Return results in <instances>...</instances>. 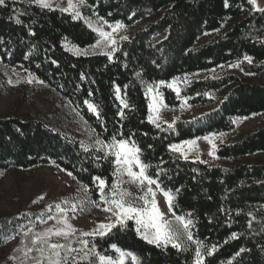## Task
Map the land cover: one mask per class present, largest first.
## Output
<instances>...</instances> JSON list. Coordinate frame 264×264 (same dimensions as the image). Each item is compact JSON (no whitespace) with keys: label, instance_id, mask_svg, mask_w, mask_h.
Segmentation results:
<instances>
[{"label":"trees","instance_id":"1","mask_svg":"<svg viewBox=\"0 0 264 264\" xmlns=\"http://www.w3.org/2000/svg\"><path fill=\"white\" fill-rule=\"evenodd\" d=\"M84 4L107 24H144L118 41L111 59L106 53L75 54L71 48H85L98 39L81 19L34 2L5 0L0 5V64L20 67L65 99L103 143H111L113 136L134 141L142 162L150 165L147 174L158 179L161 193L173 195L172 213L192 220L194 239L208 248L216 246L205 264H264V164L208 165L185 159L169 147L230 132L235 119L264 112V81L253 83L230 72L260 75L264 71V11L254 10L249 0H227V7L225 0H84ZM223 26L224 31L196 44L203 34ZM195 73L216 76L185 79L178 93L163 86L165 104L176 108L185 100L191 106L213 107L192 119L178 118L172 127L157 128L148 119L146 86ZM85 100L97 112L90 111ZM258 152H264V125L216 149L219 159L230 162ZM103 155L41 120L0 117V170L53 164L71 173L84 190L87 185L85 192L97 205L102 204L93 177L105 179L109 187L114 179V157L97 159ZM44 216L23 213L1 221L0 243ZM125 223L126 227L118 225L104 237H69L71 247L79 249L78 241L88 240L89 247L95 243L97 252L113 258L118 254L110 245L116 244L134 252L140 264H193L195 245L187 242L186 250L157 247L137 234L133 220ZM232 233L237 236L230 238ZM69 240L50 242L68 244ZM241 248L245 251L235 256ZM29 253L47 264V253Z\"/></svg>","mask_w":264,"mask_h":264},{"label":"rangeland","instance_id":"2","mask_svg":"<svg viewBox=\"0 0 264 264\" xmlns=\"http://www.w3.org/2000/svg\"><path fill=\"white\" fill-rule=\"evenodd\" d=\"M24 1L34 2V0ZM51 3L52 8L57 9L67 8L68 6V0H51ZM73 3L76 4V8L66 12L81 19L97 34V40L102 39L99 33L95 31L97 27L102 26L105 31H111V28L108 26L109 24L103 23L94 14L87 11L84 2L81 4L79 0H73ZM256 3L261 9L263 5L261 0H256ZM57 5H59V8ZM77 12L80 15L77 16ZM143 24L144 22L141 21L130 27L124 26L118 29L113 34V38L116 40L114 46L92 47L91 45L85 48H71V50L77 54L76 49H80L82 55L96 53L107 54L122 39L121 37H127ZM222 31H224V26L219 30L207 32L199 38L196 44H203ZM230 72L253 83H262L264 81V71L260 75H244L236 69H232ZM207 76L215 77L216 74L195 73L184 78H175L169 82L172 83L175 80L174 87L170 89L178 93V86L185 79H196ZM157 84L159 82L153 85V91L150 93L148 92L149 85L145 89L148 97V107L150 103H156L157 108L155 112L149 109V116H153L156 123L160 125L171 124L181 117L192 119L201 113L209 111L213 107L212 104L191 106L185 100H181L178 107L169 108L165 104L161 93V88L163 86L168 87V83L159 84L158 88L155 87ZM157 92L160 93L159 102L153 99ZM12 115L19 116L25 120H41L52 128L78 139L85 147L96 148L103 153L108 151V149H104L101 145L95 143L99 138L96 137L84 119L65 99L43 85L34 76L23 72L20 67H9L0 64V117ZM263 125L264 112L237 118L234 121L232 131L220 134H209L188 140L195 141L194 144L180 142L176 144L180 146V151L177 152L183 158L187 157L185 159L199 160L208 165L229 166L239 162L264 164V152H258L232 162L221 160L216 155V149L219 145L235 142ZM204 137H208V140H211L212 143L210 144ZM213 145H215L214 148ZM210 151L213 154H209ZM135 170L138 171V169ZM124 178L127 179L126 176ZM152 187L155 188V185ZM132 191L136 192V189L133 187ZM156 199L160 210L166 217L171 219L172 213L169 212L163 193L157 191ZM100 203L102 205L99 206L92 203L85 190L69 174L63 172L53 164L37 166L27 170L15 168L0 170V222L9 217L20 216L23 213H43L45 215L44 217L36 218L34 223L19 235L0 243V264H35V257H32L30 253L27 254V257L25 256L26 249L32 247V237L48 229L55 230L58 227H63L59 223L62 217L66 216L68 222L77 230L72 236L92 232L97 228L98 224L109 222L110 217L115 219L112 217V213L104 210V202L100 200ZM57 204L65 211L61 212L60 209H57ZM50 216L53 219H49ZM133 221L135 223V220ZM29 229H31V232H28ZM26 232L28 233L27 235H25ZM50 239L58 240L65 238L51 236ZM39 264L43 263L39 261ZM124 264H132L131 259L126 258Z\"/></svg>","mask_w":264,"mask_h":264},{"label":"snow or ice","instance_id":"3","mask_svg":"<svg viewBox=\"0 0 264 264\" xmlns=\"http://www.w3.org/2000/svg\"><path fill=\"white\" fill-rule=\"evenodd\" d=\"M34 2L43 8H52L51 0H34ZM83 2L84 0H79V3L82 4ZM249 2L252 4L254 10L264 11V9L259 8L256 0H249ZM4 3L5 0H0V5ZM225 6H228L227 0H225ZM57 7L59 8V5H57ZM74 8H76V4L73 3V0H68L67 8H59V10L63 12ZM76 15L78 16L80 13L77 12ZM99 19L103 21V18ZM16 23L19 24L21 21L17 19ZM103 23H107V21H103ZM108 26L111 28V31H105L102 26L95 29L102 39L97 40L92 47H108L109 45H115L116 40L113 38V34L118 29L124 27V25L120 21H116L114 24H109ZM121 38L127 39V37ZM114 51H116V49L112 47L107 53L109 59L112 58L111 52ZM76 52L77 54H81L80 49H76ZM245 59L251 62L250 57H245ZM53 63H55V61H53ZM9 83H11V81H9ZM164 83L165 81L159 82V84ZM174 83L175 80L172 83H168L167 86L173 88ZM159 84L155 85V87L158 88ZM152 91L153 85H149L148 92L150 93ZM117 92H119V88H117ZM159 96L160 93L157 92L153 99L159 102ZM121 103L127 107L123 100H121ZM85 104L90 111L97 112L95 105L87 100H85ZM149 109L153 112L157 111L156 103H150ZM120 114L123 115L122 112ZM148 119L155 123L157 128L160 127V124L156 123L153 116L150 115ZM169 127H172V124H169ZM204 139L208 140V137H204ZM208 142L210 144L212 143L211 140H208ZM95 143L101 145L104 149H108V151L104 152L103 157H97V159L114 157L112 163L115 165V170L113 172L114 179L111 186L109 187L106 180L99 176H94L93 182H98L97 187L100 200L103 201L105 205L104 210L112 213V217L115 219L110 217L109 222L100 223L92 232L80 233V235L104 237L118 225L123 228L126 227V221L135 220V230L137 234L147 243L154 244L157 247L161 245H171L178 250H186L187 242H190L195 245L193 264H205L206 256H212L216 250V246L213 245L211 248H208L203 241L194 239L193 233L190 231L193 223L192 220L186 219L185 216L172 213L173 195L170 191H163V196L169 212L172 213V218L166 217L160 210L156 199V192L161 190L160 183L158 179L147 174V169L150 165L142 162L140 155L141 149L135 142L125 138L117 139L113 136L111 138V143L104 144L99 139H97ZM183 143L194 144L195 141H185ZM169 147L175 151H180L179 145L172 144L169 145ZM214 147L215 145H213V148ZM209 154L213 153L210 151ZM135 169H138V171ZM69 175H71V173H69ZM125 176L127 179L124 178ZM153 185H155V188L152 187ZM83 187L87 190V185ZM133 187L136 189V192L132 191ZM106 188L107 192L105 191ZM41 199H43V197H41ZM56 208L60 209L61 212L65 211L59 204L56 205ZM49 219H53V217L50 216ZM59 223L62 224L63 227H58L55 230L48 229L41 234L33 236L31 239L32 247L26 249L25 256L27 257L29 252L35 250L40 256H45V253H47L45 256L47 264H69V260H71V264H77L78 260L87 261L88 264H97V261L98 264H124L126 258H130L132 264H140L139 257L134 252L121 249L116 244L110 245L118 254L116 258L102 255L97 252L95 243H92L89 247L88 240L78 241L81 245L79 249L71 247L69 237L74 235L77 230L68 222L66 216L62 217ZM28 232H31V229H29ZM27 234L26 232L25 235ZM51 236L63 237L69 240V243L61 244L59 242H50ZM236 236V233H232L230 238H235ZM62 250L64 253L63 255L61 254ZM244 251L245 249L241 248L235 253V256H239ZM73 253H77L78 255H72ZM90 257L94 259H90ZM35 264H39V260H35ZM228 264H231V261H229Z\"/></svg>","mask_w":264,"mask_h":264},{"label":"crops","instance_id":"4","mask_svg":"<svg viewBox=\"0 0 264 264\" xmlns=\"http://www.w3.org/2000/svg\"><path fill=\"white\" fill-rule=\"evenodd\" d=\"M261 3L263 4V5H262V7H263V6H264V0H261ZM262 7H261V8H262Z\"/></svg>","mask_w":264,"mask_h":264}]
</instances>
